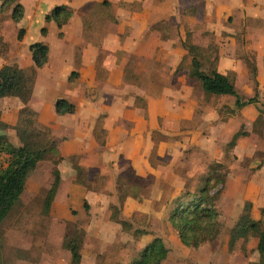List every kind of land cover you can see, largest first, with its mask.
Returning <instances> with one entry per match:
<instances>
[{"label":"rangeland","instance_id":"1","mask_svg":"<svg viewBox=\"0 0 264 264\" xmlns=\"http://www.w3.org/2000/svg\"><path fill=\"white\" fill-rule=\"evenodd\" d=\"M146 5L149 8L145 10V13L138 21L134 23H125L132 28L131 35L135 36V33L140 27L148 20L159 18L162 13L167 14L169 10L172 12V17L169 14L168 22L171 27V33H175V24L179 22H186L191 27L196 26L197 31L194 35L193 43L206 47L209 42L218 44L220 52L224 56L239 57V59H249L251 63L258 64L260 70L258 71L259 86L257 103L251 105L249 108L244 109L242 112H235L234 116H228V122L225 127L216 125L219 121L226 116L224 112L219 113V119L214 121L211 119H205L199 117L193 122L197 130L192 131L190 139L198 143L197 146L192 147L190 152L182 155L186 145L181 143L174 144H158L159 153L162 157L156 156V152L152 151L150 154V160L155 161L158 165L162 166L161 170L155 174L156 181L160 182L159 187L151 186L148 181L142 183L138 190L145 198L149 197V194L153 191L162 190L166 186L167 192L163 189L161 199L154 201V199H146L140 205L133 202L129 203L124 211L123 219H128L131 212L134 210L141 211V215L136 214L134 221V228H140L146 230L147 235L140 239H135L131 236V232L125 233L121 231L119 225L109 223L108 215L106 214L107 201L103 198H95L94 200H87L93 215L89 221V216H81V210L74 211L73 209L63 210L59 205H55L51 208L50 217H45L42 212V200L45 197L46 190L49 189L56 177L60 178L59 170L56 169L51 172V166L44 167L42 165L40 170L42 171V178L36 180L35 175L30 173L28 176V183L23 193L16 202L15 208L9 217L0 226V244L2 245V257L5 260V264H71L69 253L62 248L64 235L66 232L70 233L71 226L67 223H73L78 229L81 221L86 224V237L83 240L82 245V262L81 264H112L115 261L126 262L128 258L134 255L141 246L150 242L155 236L160 237L166 247L169 249L170 254L168 258L162 264H254L258 257L254 254L247 258L238 257L235 254H229L227 251L228 233L230 228L234 225L235 220L239 217V213L242 212L245 199H248L253 203L252 208L253 215L259 219L258 206L261 203L262 196L260 195V188L257 184L254 186L253 182L260 183L263 180L262 176L254 174L252 168L261 162V158L264 157V26H255L252 21H249L250 13L247 10H251L252 15L256 14V8L263 6L264 0H146ZM204 2V5H202ZM56 5L55 0H32L30 7H27L23 24L29 29L27 39L24 45H21L16 39L17 28L11 20H7L0 29V34L3 35V40L9 44L11 51H16L20 48L21 52L26 51L27 47L34 43V34L38 32L43 26L47 27L48 34L46 40L51 49L52 60L49 65L50 69L46 71V75H40V70L34 66L28 69H21V73L24 77L33 79L36 84L37 96L45 97L43 102L49 101L56 96L53 93H58V97L66 94L67 87L65 85L66 77L72 72L73 68L66 62H64V56L60 52V48L54 45L53 41L48 40L55 30V25L44 24L45 14ZM33 6V8H31ZM172 6V8H171ZM196 8V14L193 16H181L183 8ZM156 8V9H155ZM136 18V17H135ZM137 19V18H136ZM31 23V24H30ZM264 24V23H263ZM122 24L119 28L123 31ZM109 31H113L112 27H109ZM212 28L216 32L226 33L230 30L239 34H249L251 38L255 36L258 41L250 44L248 49H241L240 45H243L246 41L241 43L237 41V45L234 48L233 40H221L223 37L217 35L215 38L208 31H212ZM208 30V31H207ZM238 32V33H237ZM204 36V37H203ZM261 39H260V38ZM40 42V40H39ZM252 43V44H251ZM133 41L131 43V47ZM156 47V41L148 42L143 46H139L136 49V53L139 55L152 56L154 54V48ZM71 48V47H70ZM132 49V48H131ZM158 59L163 60L166 55L161 52L158 54ZM134 58V57H133ZM131 58V61H137ZM115 60V55L110 52L107 58V63L112 65ZM240 61V60H239ZM241 62V61H240ZM258 62V63H257ZM146 66L158 67L157 81L162 85L163 80L166 78L164 69L160 68L165 66L161 62L153 63V61H144ZM239 63L235 71L238 72L236 87L241 95L244 97H252L255 94V84L252 81L251 67L247 63ZM53 76L54 80L51 81L49 77ZM47 79V80H46ZM61 81L64 85L59 83ZM176 83L184 85L189 88V97L196 101L201 98L200 91L196 86L193 87L192 81H188L185 76H181L175 80ZM117 85V83H114ZM261 85V86H260ZM122 90V89H121ZM123 91V90H122ZM154 91V90H152ZM128 92V91H123ZM56 95V94H55ZM112 98H107L105 102H100L95 105L96 110L109 109ZM42 103V102H40ZM233 99L222 98L216 102H209L208 105L201 103L199 106L200 112L210 111L212 109L218 110L223 105L227 108H233ZM44 104V103H43ZM195 103L189 101L187 104L181 107L179 115L183 118L190 117L193 113ZM3 105H0V116ZM94 108V109H95ZM154 114H160L163 111V105L157 103L154 107ZM3 114V112H2ZM260 116L262 118V124L257 128L252 126L254 120ZM137 122H139V119ZM210 120V121H209ZM66 121V120H65ZM220 125V124H219ZM243 131L247 132L245 137H240L236 141V150L229 151L230 158L225 159L228 165V174L226 186L220 195L218 204L220 210L219 220L222 224V232L219 239L216 242L210 244H204L198 249L183 247L175 231L170 227L165 215L166 200H170L171 197H176V194L183 189L185 183H188V177L190 179H198V177L205 172L213 162L212 157H221L224 159V151L229 143L231 137L237 132L241 126ZM182 127H186L184 124ZM140 128V125L138 126ZM199 128V129H198ZM202 133L203 138H200ZM13 143H16L15 136L10 134L6 135ZM118 136L116 138H110V141L117 139L122 143L131 139L133 147L128 159H132L133 164L139 174L144 175V171L140 165V158L136 155L139 147V137H133L128 135ZM160 137L154 138L155 145L159 143ZM201 139V141L199 140ZM214 139V142H213ZM200 141V142H199ZM194 143V144H195ZM227 152V151H226ZM225 152V153H226ZM235 153L233 156L232 153ZM224 156V157H223ZM232 156V157H231ZM111 158H107V162L112 164ZM174 160L176 163L184 165V170L181 171V165L167 171L165 162ZM2 163V161H0ZM119 162V160H118ZM0 163V168H1ZM97 161L91 165H96ZM116 164V163H115ZM114 164V165H115ZM172 164V163H171ZM208 166V167H207ZM253 166V167H251ZM186 175V177L182 176ZM61 179V178H60ZM164 180L167 183H164ZM195 180L193 182H195ZM153 182V183H156ZM152 182V181H151ZM192 182V183H193ZM166 184V185H165ZM190 186V185H189ZM71 188V184L67 183L66 179L60 181L59 188L62 191L56 194L54 200H57L63 191ZM73 188V187H72ZM181 192V191H180ZM155 194V193H154ZM173 195V196H172ZM63 197V196H62ZM227 197L232 198L233 201H228ZM80 215H77V214ZM146 214V215H145ZM145 215V216H144ZM130 218V217H129ZM132 218V217H131ZM130 218V219H131ZM136 220V221H135ZM82 222V223H83ZM255 243L249 244L254 248Z\"/></svg>","mask_w":264,"mask_h":264},{"label":"crops","instance_id":"2","mask_svg":"<svg viewBox=\"0 0 264 264\" xmlns=\"http://www.w3.org/2000/svg\"><path fill=\"white\" fill-rule=\"evenodd\" d=\"M17 1L23 7L24 13L22 20L19 23H14L10 18L5 19L0 24V29H3L7 20H11L17 28V34L19 29L24 30V35L21 40H18L16 35L17 41L21 43V45H24L29 29L24 26L23 20L26 16V8L30 7L29 5L32 0ZM55 1L56 5H54L53 8L55 6L64 5L71 9L72 16L60 31L54 22L46 23L44 20V24L46 25H55V30H52V36L48 40L53 41L54 45L60 48V52L64 56L63 61L68 63L73 70L66 77L65 85L67 87H64L66 89V94L58 97V93H53L56 97L51 100L50 104L48 100L43 102L45 97L37 96L36 84L34 82L29 106L36 112L38 124L41 127L48 128L52 137L59 142V153L63 160L56 166L47 161L40 162L32 173L36 177V182V180L38 181V179L42 178V171L40 170L42 165H45L44 167L50 165L51 172L58 169L61 178L60 181L66 179L67 183H70L73 188L69 187V189L66 191L64 190L63 193H61V196L57 200H53L50 205L49 216L51 214V208L55 205H59L62 208L65 207L63 210L67 209V211L69 209H73L74 211L80 209L81 216H83V213L86 218L89 216L88 222L87 220L81 222L84 224L87 222L89 226L93 212L90 209L87 200H94L97 197L105 199L108 202L106 205V214L108 215L109 221V207L111 204H116V202H118V192L116 187L119 177H123L125 172L131 171L132 176L137 178V180L134 181L138 190L145 181H148L151 186H156L158 188L160 182L158 180L156 181L155 174L162 171V166L155 163V161L150 160V154L152 151L156 152V156L162 157L159 153L158 144L169 145L181 143L186 145L184 148L185 150L182 151V155L189 153L192 147L198 145V143H195L190 139L189 135H192V131H196L197 129L194 128L195 124L189 122H193L195 119H199V117L203 118V121H207L205 119H211L213 117L211 120L216 121L219 119L220 115L215 112V109L200 112L199 98L197 99L196 97V101L190 99V93L188 92L189 88L175 82V80L181 76H185L189 81L190 79L186 72H181L176 76H172L171 72H169L167 68L168 60L171 56H182L184 51L180 48L172 49L169 44L161 43L159 41L158 32L149 31L153 24L162 20L168 21L167 18H169V14L172 17L171 10H169L167 14H165V12L162 13V16L159 18L150 21L147 20L135 33V36H132V28L125 23L131 24L140 19L138 16L143 15L145 10L149 8V5L145 4L146 0ZM104 1L111 3L109 8H101L99 6V4ZM120 1L124 3L123 6L118 4ZM128 4H132V8L127 6ZM31 8H33V6ZM258 8L260 9V6H258ZM262 8L263 6H261V9ZM52 9H50L45 15H47ZM186 9L188 8L186 7L182 9L181 16L185 15L183 12ZM10 13L9 10L8 14ZM247 13H250L247 16L252 15L251 10H247ZM111 16L115 18V23L111 20ZM180 23L184 22L176 23L175 26ZM122 24H124L123 31H120L119 27ZM109 27H112L113 31H109ZM42 28H46L45 35L41 33ZM42 28L38 32V37H40V39L37 38V32H35L34 39L36 41L34 43H43L47 45L49 49L47 62L41 69H39L40 75L45 76L46 71L50 69L49 65L52 56L50 46L46 40L48 34L47 27L43 26ZM59 32H61L62 37L58 36ZM257 38L255 36L251 38L249 34H246V42L243 45H240L241 49H248L250 41L255 43L259 40H257ZM225 39L233 40L235 43L234 48L235 45L238 44L234 37H223L221 40ZM132 41L133 45L131 47L130 45ZM153 41H156V47L154 48V54L152 56L149 57L136 53L137 47ZM0 44L5 46V49L0 52V68L4 64H15L19 70L28 69L34 66L29 51V46L33 43L27 47L26 51L21 52L20 48H18L16 51L10 52L9 44L3 40V35L0 34ZM237 47H239V45H237ZM220 50L219 47V70L223 73L234 72L238 74L235 70L239 63H245L244 59H239L235 54L232 57L224 56ZM111 51L113 52V56L115 55V60L112 65H109L110 63H107V58ZM161 52L166 55L163 60H159L157 57ZM131 58L137 61H131ZM144 61H153V63L160 61L161 64H165V66L160 67L164 69V73L167 75L165 80L160 82L162 85L157 81L159 68L155 67V64H152V66H146V64L143 63ZM256 69L257 80L259 82L258 71L260 68L258 64L256 65ZM73 73H76V75L71 76ZM49 79L53 81L54 77L51 76ZM59 83L64 85L61 81H59ZM114 83H117V85H114ZM192 85L193 87L195 86L193 81ZM121 89L128 92H123ZM109 97L112 98L109 109L96 110L95 105L100 102H105ZM58 99H64L68 103L73 104L75 106V113L57 115L54 106ZM189 101L195 103L193 113L190 117L183 118L179 115V111L181 107ZM157 103L163 105V111L160 114H154L153 107ZM0 105H3L2 109L4 110L1 111L0 121L10 127L15 126L18 120L19 110L16 102L10 98H3L0 99ZM250 106L251 105L240 111L242 112ZM136 119H139V122H137L138 120ZM227 122L228 119L225 123L219 121L216 125L225 127ZM184 124H186V127H182ZM139 125L140 128H138ZM0 134H3L4 136L13 134L15 136L14 130L11 128L6 131H0ZM123 135L139 137L140 147L136 155L140 158V165L144 171V175L139 174L132 159H128L131 153V148L133 147L131 139L127 141L125 140L122 143L117 139H113L112 142L110 141V138L112 137H122ZM155 137L161 138L156 145L154 143ZM203 137L204 136H202L201 133L200 138ZM199 140L201 141V139ZM9 141L13 145H18L17 139L16 143H13L10 139ZM110 157H112V164L107 162V158L109 159ZM221 159L222 156H213L211 160L220 161ZM95 161H97L96 165H91ZM75 164L85 169V181L87 184L91 185L90 188L82 183H73L71 181V178L76 174ZM174 164H176L177 168L181 165V171L184 170V165L172 160L170 162H165L167 171L170 169L172 170ZM253 175H255V173ZM182 176L186 175L182 174ZM155 181L156 183H153ZM27 183L28 180L25 187L27 186ZM164 183L167 182L164 180ZM256 184L261 190L262 186H264V176L260 183L253 182L254 186ZM137 189H134L136 195H129L123 202L120 209V218L122 220H129L136 214L141 215V211L134 210L129 215L130 218L127 217L128 219H123L122 217H124L125 208L129 203L133 204L134 202L140 205V203L146 199H154V201H157L161 199L162 193L167 192L165 186L162 190L153 191L149 194L148 198H145L141 193H138ZM163 189L165 192H163ZM61 191L62 189H57L56 194H59ZM173 198H175V196ZM173 198L171 197L170 200ZM248 199L245 200L249 201ZM227 200L233 201L230 197H227ZM85 202L89 208L88 212L84 209ZM259 206L257 207L258 210ZM77 215L80 214L78 213ZM253 219L258 220L254 215ZM109 223L111 222L109 221ZM85 229L87 230L86 227Z\"/></svg>","mask_w":264,"mask_h":264},{"label":"trees","instance_id":"3","mask_svg":"<svg viewBox=\"0 0 264 264\" xmlns=\"http://www.w3.org/2000/svg\"><path fill=\"white\" fill-rule=\"evenodd\" d=\"M110 2L104 1L99 6L109 8ZM119 5H124L121 1ZM128 4L127 6H131ZM204 5V2H202ZM10 10V14L8 11ZM23 7L17 0H0V24L10 18L14 23H19L23 18ZM185 15L193 16L196 14V8L190 7L183 12ZM72 16V11L64 5L55 6L47 15L45 22H54L59 29L68 23ZM249 17V16H247ZM115 23L113 16L110 17ZM250 23L255 26H264V9L257 7L256 14L249 18ZM162 20L150 27L151 32L156 31L159 34V41L167 43L172 49L180 48L184 51L182 56H171L167 62V68L172 76L181 72H186L190 80L198 88L201 94L199 106L208 105L209 102H216L219 99H233V108L229 109L223 105L216 110L217 113H225L222 122L225 123L228 116H234L235 112L257 103L258 86L257 69L254 63L245 58L244 61L251 67L252 81L255 84V94L252 97H244L236 87L237 75L234 72L223 73L219 70L220 56L219 47L216 43L209 42L206 47L193 43L197 27H191L189 23H180L175 26V33H171V27ZM208 31V30H207ZM211 33L212 38L217 35L222 37H234L241 43L245 39V33L236 34L233 30L222 33L216 32L214 28ZM41 33L46 34V28H42ZM238 33V32H237ZM24 30L19 29L17 39L21 40ZM62 37L61 32L58 34ZM204 37V36H203ZM5 46L0 44V52ZM48 47L43 43H33L29 46L31 58L34 67L41 69L47 62ZM76 73L71 74V76ZM33 79L24 77L15 64H4L0 68V99H13L19 110L18 120L15 126L0 121V131H6L11 128L14 130L18 145H13L9 139L0 135V153L5 158V164L0 168V226L9 217L15 208L16 202L23 193L30 173L34 171L40 162H50L54 166L58 165L63 158L59 153V142L55 140L48 128L41 127L37 122L36 112L29 106L32 96ZM55 113L57 115L74 114L75 106L64 99H58L55 102ZM202 108H199V110ZM220 115V114H219ZM100 120V119H99ZM262 124V118L258 116L252 126L256 127ZM243 125L233 134L222 161H213L205 172L198 179H190L186 182L181 192L172 200H166L165 215L170 227L175 231L180 244L185 248L198 249L204 244L216 242L222 232V224L219 220L220 208L219 198L226 186L228 165L225 159L230 158L228 152L236 150V141L240 137H245L247 132L243 131ZM264 135V125H263ZM226 152V153H225ZM232 153L235 156V153ZM264 157V154H262ZM232 157V156H231ZM74 159V158H73ZM76 174L71 178L73 183H82L88 188L91 187L85 181V169L75 164ZM257 176H264V160L255 168H252ZM186 177V176H184ZM137 178L132 176L131 171L125 172L123 177L117 181L118 202L111 204L109 221L120 226L121 231L131 232L135 239L147 235L146 230L134 228V217L129 220L120 218V209L126 197L136 195L138 187L135 185ZM195 180V182H193ZM193 182V183H192ZM60 184V178L56 177L51 187L46 190L45 197L42 200V212L45 217L49 216L50 205L53 202L57 189ZM190 185V186H189ZM141 187V186H140ZM139 187V189H140ZM225 189V188H224ZM138 190V189H137ZM262 196L259 206V219L254 220L251 213L253 203L246 201L242 212L239 214L234 225L228 233L227 251L229 254H235L241 258H247L251 254L257 255L258 260L254 264H264V186L260 190ZM84 209L88 212V205L84 203ZM136 221V220H135ZM71 226L70 233L64 235L62 248L69 253L71 264H81L82 245L86 237V224L80 223L79 228L73 223H67ZM254 242L255 247H249ZM170 254L160 237L155 236L150 242L141 246V249L130 256L126 262L115 261L112 264H162ZM2 257V245L0 244V264H5Z\"/></svg>","mask_w":264,"mask_h":264},{"label":"built area","instance_id":"4","mask_svg":"<svg viewBox=\"0 0 264 264\" xmlns=\"http://www.w3.org/2000/svg\"><path fill=\"white\" fill-rule=\"evenodd\" d=\"M0 161H2V163H1V167L5 164V158H4V156L0 153Z\"/></svg>","mask_w":264,"mask_h":264},{"label":"water","instance_id":"5","mask_svg":"<svg viewBox=\"0 0 264 264\" xmlns=\"http://www.w3.org/2000/svg\"><path fill=\"white\" fill-rule=\"evenodd\" d=\"M0 135H3V134H0Z\"/></svg>","mask_w":264,"mask_h":264}]
</instances>
